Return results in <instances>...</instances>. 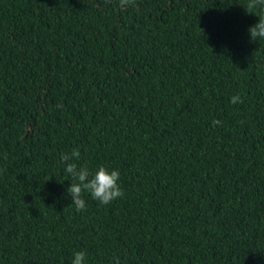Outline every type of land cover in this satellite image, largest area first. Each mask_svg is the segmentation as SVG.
I'll list each match as a JSON object with an SVG mask.
<instances>
[{"label":"trees","instance_id":"1","mask_svg":"<svg viewBox=\"0 0 264 264\" xmlns=\"http://www.w3.org/2000/svg\"><path fill=\"white\" fill-rule=\"evenodd\" d=\"M247 5L0 0V264L75 249L88 264H264V40ZM73 148L118 168L123 196L85 193L77 211L59 160Z\"/></svg>","mask_w":264,"mask_h":264},{"label":"clouds","instance_id":"2","mask_svg":"<svg viewBox=\"0 0 264 264\" xmlns=\"http://www.w3.org/2000/svg\"><path fill=\"white\" fill-rule=\"evenodd\" d=\"M247 8L259 10V14L246 10L258 17V20L247 28L249 39L251 41L264 40V0H248ZM237 100L238 96L231 97V102ZM212 123L218 124L219 121L213 120ZM59 160L70 177L66 192L77 211L84 210L87 206L85 193L100 204H109L123 196L118 168L100 163L93 169L85 163H79L81 153L78 148H73L70 152H61ZM69 264H88L85 250H73Z\"/></svg>","mask_w":264,"mask_h":264}]
</instances>
